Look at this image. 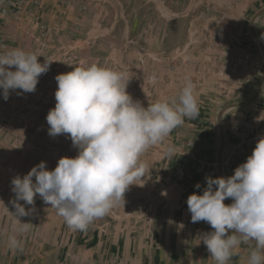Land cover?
Segmentation results:
<instances>
[{"label":"rangeland","instance_id":"obj_1","mask_svg":"<svg viewBox=\"0 0 264 264\" xmlns=\"http://www.w3.org/2000/svg\"><path fill=\"white\" fill-rule=\"evenodd\" d=\"M131 1L156 6V13L165 21L172 17V21L187 26L195 17L196 34H204L212 25L216 36L222 37V0ZM114 2L118 1L0 0V55L19 48L37 55L41 64L52 61L49 70L39 76L34 92L9 90L5 100L0 90V264H94L91 247H117L116 239L122 246L125 236L115 235L122 234L129 218L148 213L142 202L149 196L151 170L143 178L142 187L131 185L124 193V204L96 219L87 231L71 230L57 210L38 194L34 205L16 201L30 210V215L17 217L20 223H28L26 226L17 224L11 215H15L14 177L22 178L41 162H45L46 170H54L61 157L74 158L78 154L68 134H48L46 116L55 107L58 74L91 64L121 72L130 78L126 91L145 108L170 95L171 78L179 76L180 92L188 80L183 44L175 41L163 45V54L154 43L136 42L133 32L131 37L127 33L125 19L130 12L126 1ZM156 52L165 56L162 61L151 58ZM201 78L196 77L198 87L202 86ZM155 147L142 157L148 168L155 157ZM12 236L22 247L10 246Z\"/></svg>","mask_w":264,"mask_h":264},{"label":"clouds","instance_id":"obj_2","mask_svg":"<svg viewBox=\"0 0 264 264\" xmlns=\"http://www.w3.org/2000/svg\"><path fill=\"white\" fill-rule=\"evenodd\" d=\"M37 58L19 48L0 55V90L5 100L9 90L35 91L39 76L52 62L41 64ZM12 67L15 70H10ZM55 79L56 103L46 116L48 134H68L78 154L61 157L54 170H46L41 162L22 178L14 177L15 215H11L17 224L26 226L28 223H20L17 217L30 215V210L16 201L34 205L38 194L71 230L87 231L96 219L124 204V193L131 185H144L150 168L142 163V157L181 126L184 117L198 114V98L188 81L178 98L156 101L145 108L126 91L130 78L97 64L74 67ZM152 79L155 82L156 78ZM205 180L202 194L194 192L186 200L191 222L204 221L213 229L204 233L198 244L206 245L216 264H229L242 243L253 241L256 248L249 253L247 264H264V138L233 175ZM226 199L232 203L226 205ZM9 244L13 249L22 247L15 236L9 238Z\"/></svg>","mask_w":264,"mask_h":264},{"label":"crops","instance_id":"obj_3","mask_svg":"<svg viewBox=\"0 0 264 264\" xmlns=\"http://www.w3.org/2000/svg\"><path fill=\"white\" fill-rule=\"evenodd\" d=\"M125 1L130 12L125 19L128 37L133 32L136 42L154 43L163 54V45L183 44L187 82L194 85L199 111L193 118L184 117L183 124L155 147L150 192L142 202L148 213L129 218L122 234L115 235L125 236L122 246L116 239L117 247H91L92 262L216 264L206 245L198 244L213 229L204 221L191 222L186 200L194 192L202 194L206 177L233 175L264 138V0H222V37L216 36L212 25L196 34L195 17L186 26L165 21L156 6ZM159 53L151 58L162 61L165 56ZM199 76H203L201 87L196 85ZM177 79L171 78V93L162 100L178 98ZM190 141L194 146L186 144ZM255 248L253 241L242 243L229 264H247Z\"/></svg>","mask_w":264,"mask_h":264},{"label":"built area","instance_id":"obj_4","mask_svg":"<svg viewBox=\"0 0 264 264\" xmlns=\"http://www.w3.org/2000/svg\"><path fill=\"white\" fill-rule=\"evenodd\" d=\"M186 144L189 146H194L195 143L193 141H190V142H187Z\"/></svg>","mask_w":264,"mask_h":264}]
</instances>
